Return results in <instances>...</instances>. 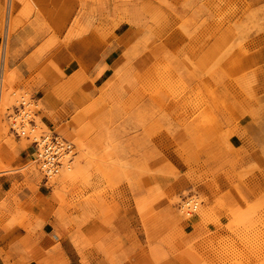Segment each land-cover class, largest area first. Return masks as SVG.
<instances>
[{
	"label": "rangeland",
	"instance_id": "374dc122",
	"mask_svg": "<svg viewBox=\"0 0 264 264\" xmlns=\"http://www.w3.org/2000/svg\"><path fill=\"white\" fill-rule=\"evenodd\" d=\"M2 174L0 264H264V0H0Z\"/></svg>",
	"mask_w": 264,
	"mask_h": 264
},
{
	"label": "crops",
	"instance_id": "0c3cea01",
	"mask_svg": "<svg viewBox=\"0 0 264 264\" xmlns=\"http://www.w3.org/2000/svg\"><path fill=\"white\" fill-rule=\"evenodd\" d=\"M24 64H17V68H22ZM67 67V75H69V64ZM48 103H51L52 107H59V104L55 99L48 98ZM14 178L20 179V177L17 176H6L4 174L0 175V200L2 197L7 195V193L10 191L12 182ZM20 202H23L19 204V208H24L28 212V217L31 218V220L27 221L25 220L24 225L30 227L29 223L32 222L34 218H40L45 221V224L42 226V229H45V233L48 236H51L54 232L49 230H54V228L59 230L58 222L55 219V217L52 215L53 212L57 209V205L54 204V202L50 201L47 203H41V197L47 196V193H45L43 190L38 189L37 192L31 193V191L24 189L22 192H18L16 194ZM12 208L14 207V204H10ZM11 208V209H12ZM5 221V220H3ZM33 223V222H32ZM25 226L22 224L13 225L8 230H3L0 227V247L6 251L8 250V246L11 245L13 242H16L20 239H25L28 236V233L25 231ZM48 230V231H46ZM54 235V234H53ZM47 236L45 241H43V246H48L51 243V239ZM55 236V235H54ZM56 238V237H54ZM68 241V240H67ZM58 243L62 249V253H51L45 260L48 264H69L71 263V257L69 256V253L63 248V241L60 239L58 240ZM69 243V241L67 242ZM31 264H37L36 261L32 262Z\"/></svg>",
	"mask_w": 264,
	"mask_h": 264
},
{
	"label": "built area",
	"instance_id": "2783aa9c",
	"mask_svg": "<svg viewBox=\"0 0 264 264\" xmlns=\"http://www.w3.org/2000/svg\"><path fill=\"white\" fill-rule=\"evenodd\" d=\"M32 121V119H29ZM43 137V136H42ZM44 139V137H43ZM45 142L42 143L41 149H38V144L34 141L36 147V161L40 164L42 171L44 172L45 176H50L53 173H57L61 167H59L60 161L58 159V152L64 149L65 152L70 150V144L66 143L62 140L58 135L52 134L49 137L45 138ZM67 145V146H66ZM71 160V159H70ZM58 168V169H57ZM195 206L192 208L191 211L187 213H193L195 211Z\"/></svg>",
	"mask_w": 264,
	"mask_h": 264
},
{
	"label": "bare ground",
	"instance_id": "6f19581e",
	"mask_svg": "<svg viewBox=\"0 0 264 264\" xmlns=\"http://www.w3.org/2000/svg\"><path fill=\"white\" fill-rule=\"evenodd\" d=\"M45 138H47V137H44V139H43V137H42V138H40L39 141H38V145H40V149H41V147H42V146H41L42 143L45 142V140H46ZM58 153H59V152H58ZM58 155H59V154H58ZM62 156L64 157V155H62ZM60 158H61V157H60ZM69 162H70V161H69ZM61 163H62V162H61ZM63 163H65V162L63 161ZM67 164H68V163H67ZM69 165H70V164H69ZM66 167H67V166H66ZM186 202L188 203V206H186V208H185V210H184V211L186 212V214H188L187 211H188V212L191 211V205H192V208L195 206V208L197 209L196 206H197L198 203L193 202V200H192V201H191V200H189V201L187 200ZM196 209H195V210H196ZM180 212H181V211H180Z\"/></svg>",
	"mask_w": 264,
	"mask_h": 264
}]
</instances>
